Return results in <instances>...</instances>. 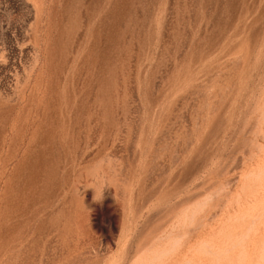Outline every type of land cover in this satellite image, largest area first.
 Returning <instances> with one entry per match:
<instances>
[{"label": "rangeland", "instance_id": "rangeland-1", "mask_svg": "<svg viewBox=\"0 0 264 264\" xmlns=\"http://www.w3.org/2000/svg\"><path fill=\"white\" fill-rule=\"evenodd\" d=\"M116 2L0 0V264H264V0Z\"/></svg>", "mask_w": 264, "mask_h": 264}, {"label": "bare ground", "instance_id": "bare-ground-1", "mask_svg": "<svg viewBox=\"0 0 264 264\" xmlns=\"http://www.w3.org/2000/svg\"><path fill=\"white\" fill-rule=\"evenodd\" d=\"M116 1H118L119 2V0H116ZM118 2H116V4L118 3ZM55 3H57V2H55ZM86 3V2H85ZM54 4V3H53ZM56 5V4H55ZM49 6V5H48ZM50 6H52L51 4H50ZM114 6H116V5H114ZM118 6V5H117ZM53 7V6H52ZM51 7V8H52ZM85 7V6H84ZM32 8V7H31ZM55 8H57L56 6H55ZM54 8V9H55ZM64 8V7H63ZM65 9V8H64ZM87 9V8H86ZM49 10H50V8H49ZM30 11V10H29ZM38 11V10H37ZM39 12V11H38ZM51 12H53V9H52V11ZM64 12V11H63ZM115 12V11H114ZM48 13V12H47ZM54 14V13H53ZM64 15V14H63ZM65 16V15H64ZM117 17V16H116ZM55 18V17H54ZM59 18V17H58ZM63 19V18H62ZM102 19V21H103V18H101ZM101 19H100V21H101ZM106 19V18H105ZM108 19H106V21H107ZM117 20V19H116ZM101 21V22H102ZM105 21V22H106ZM110 21H111V19H110ZM115 21V20H114ZM40 21H39V16H38V13H37V18H36V21H35V24L30 28V34L28 33V34H26V36L24 35V36H22V37H26V38H24V39H27V40H29V41H33V43L35 42V41H39V37H38V31H39V29H40V23H39ZM99 22V21H98ZM97 22V23H98ZM117 22V21H116ZM30 23V22H29ZM53 23H54V20H53ZM58 23H60V22H58ZM58 23H57V25H58ZM47 24V23H46ZM60 24H62V23H60ZM59 24V25H60ZM105 24V23H104ZM107 24V23H106ZM45 25V24H44ZM52 25V24H51ZM98 25H100V23L98 24ZM113 25V24H112ZM95 26H97V25H95ZM52 27V26H51ZM102 28V27H101ZM54 29V28H53ZM47 30V29H46ZM102 30V29H101ZM19 31V30H18ZM51 31H52V28H51ZM103 31V30H102ZM19 33V32H18ZM20 33H22V32H20ZM19 33V34H20ZM47 33V32H46ZM52 33H53V31H52ZM51 33V34H52ZM55 33H57V35H58V32H55ZM51 34L49 33V35L51 36ZM16 35V34H15ZM49 35H48V37H49ZM55 35V34H54ZM53 35V36H54ZM17 36V35H16ZM12 37V36H11ZM10 37V38H11ZM15 37V36H14ZM13 37V38H14ZM42 37V36H41ZM47 37V38H48ZM9 38V37H8ZM19 38V37H18ZM21 38V37H20ZM16 39H17V37H16ZM50 39V38H49ZM54 39V38H53ZM57 38H55V40H56ZM14 40V39H13ZM18 40V39H17ZM26 40V41H27ZM52 40V39H51ZM11 41V40H10ZM15 42L14 43H16V44H13L14 45V48H16V49H19L18 48V42L16 41V40H14ZM19 41V40H18ZM23 41V40H22ZM21 40L19 41V42H22ZM46 41H47V39H46ZM53 41V40H52ZM9 42V41H8ZM25 42V41H24ZM45 42V41H44ZM44 42H43V44H44ZM42 43V42H41ZM50 43V42H49ZM21 44V43H20ZM51 44V43H50ZM49 44V45H50ZM53 44V43H52ZM11 45V44H10ZM12 45V46H13ZM48 45V44H47ZM33 46V45H32ZM35 46V45H34ZM52 46V45H51ZM55 46V45H54ZM9 47V46H8ZM44 47V46H43ZM57 47V46H56ZM13 47H11V49H12ZM29 48V47H28ZM49 48V47H48ZM10 49V48H9ZM9 49H8V51H9ZM47 49V48H46ZM54 49V48H53ZM24 50V49H23ZM36 50V49H35ZM50 50V49H49ZM18 51H20V50H18ZM22 51V50H21ZM24 51H26V50H24ZM31 51H32V49H31ZM46 51V50H45ZM44 51V52H45ZM57 51V50H56ZM11 52V51H10ZM52 52H54V51H52ZM34 54H35V52H33ZM46 53V52H45ZM44 53V54H45ZM58 53V52H57ZM20 54L22 55V53L20 52ZM41 54V53H40ZM48 54V53H47ZM50 54V53H49ZM48 54V55H49ZM52 54V53H51ZM51 54H50V56H51ZM55 54V53H54ZM101 54H102V52H101ZM20 55V56H21ZM37 55V54H36ZM57 55V54H56ZM19 56V57H20ZM38 56V55H37ZM55 56V55H54ZM11 57V56H10ZM14 57V56H13ZM32 57H34V56H32ZM31 57V58H32ZM39 57V56H38ZM48 57V56H47ZM47 57L45 58L44 57V59H47ZM56 57V56H55ZM59 57H60V55H59ZM100 57V56H99ZM23 58H25V57H23ZM50 58V57H49ZM51 58H52V56H51ZM57 58V57H56ZM62 58V57H61ZM7 59V58H6ZM10 59V58H9ZM11 59H13L12 57H11ZM20 59V58H19ZM19 59L17 60V61H19ZM28 59H29V57H28ZM36 59V58H35ZM42 59V58H41ZM43 59V60H44ZM15 60V61H16ZM39 60V59H38ZM47 60H49V59H47ZM53 60V59H52ZM13 61V60H12ZM51 61V60H50ZM98 61H99V59H98ZM97 61V62H98ZM9 62V61H8ZM32 62V61H31ZM57 62V61H56ZM60 62H62V61H60ZM66 62V61H65ZM16 63V62H15ZM26 63V62H25ZM29 63V62H28ZM35 63H37V60L35 61ZM40 63V62H39ZM46 63V62H45ZM50 63H52V62H50ZM55 63V62H54ZM53 63V65H55ZM59 63V62H58ZM99 63H100V61H99ZM98 63V64H99ZM7 64V63H6ZM5 64V65H6ZM18 64V63H17ZM68 64V63H67ZM97 64V65H98ZM9 65V64H8ZM12 65V64H11ZM19 65H21V64H19ZM24 65V64H23ZM29 65V64H28ZM36 65L37 64H35L34 66H33V68H32V70H29V73L28 74H26L25 73V71H23L24 69H21V68H19V67H21V66H16V79H14V80H16L17 82H18V84L20 85L19 86V90H20V92H19V94L17 95V104H15V105H20V100H21V102H23V103H25L26 101H28L29 102V99L31 100V105H38V101H40L39 100V97L41 96L40 95V91H41V88H40V86H39V81L37 82V77H36V75H35V69H36ZM50 65V64H49ZM59 65H62L61 63L60 64H58V66ZM10 66V65H9ZM63 66V65H62ZM99 66V65H98ZM37 67H39V66H37ZM54 67V66H53ZM61 67V66H60ZM60 67H58V68H60ZM13 68V67H12ZM11 68V69H12ZM55 68H56V65H55ZM96 68H98V67H96ZM14 69V70H15ZM29 69V68H28ZM39 69V68H38ZM41 69H42V67H41ZM47 69V68H46ZM54 69V68H53ZM6 71V70H5ZM42 71V70H41ZM46 71V70H45ZM44 71V72H45ZM8 72V71H7ZM15 72V71H14ZM36 72H37V70H36ZM38 72H40V71H38ZM13 73V72H12ZM6 74V73H5ZM36 74H38V73H36ZM96 74V73H95ZM10 75V74H9ZM12 75V74H11ZM15 75V74H14ZM41 76V75H40ZM43 76V75H42ZM2 78V77H1ZM9 78V77H8ZM10 78H11V76H10ZM40 78V77H39ZM98 79V78H97ZM100 79V78H99ZM103 79V78H102ZM14 80H12L11 82H13ZM43 81V80H42ZM44 82V81H43ZM45 83V82H44ZM43 83V84H44ZM51 83V82H50ZM40 84H41V82H40ZM47 86V85H46ZM13 87V86H12ZM101 87V86H100ZM100 87H99V89H100ZM96 88V87H95ZM12 89V88H11ZM10 89V90H11ZM14 89V88H13ZM43 89H44V87H43ZM47 89L49 90V88L47 87ZM52 89V88H51ZM9 91V90H8ZM45 91V90H44ZM50 91V90H49ZM52 91V90H51ZM89 91V90H88ZM100 91V90H99ZM98 91V92H99ZM10 92V91H9ZM47 92V91H46ZM91 92H92V90H91ZM6 94V93H5ZM43 95V94H42ZM46 95V94H45ZM47 96V95H46ZM90 95H88V98H90L89 97ZM0 97H1V92H0ZM41 98V97H40ZM42 98H43V96H42ZM46 98V97H45ZM1 99V98H0ZM7 99V98H6ZM42 100H44V99H42ZM97 100V99H96ZM3 101V100H2ZM44 102H45V100H44ZM87 103H89V102H87ZM4 104V103H3ZM14 105V106H15ZM30 105V104H29ZM42 105V104H41ZM94 105V104H93ZM3 106V105H2ZM13 106V105H12ZM28 106V105H27ZM26 106V107H27ZM0 107H1V102H0ZM4 108V110H7V109H5L6 108V106H3ZM10 107V106H9ZM39 107V106H38ZM10 108H12V107H10ZM9 108V109H10ZM22 108V107H21ZM25 108V107H24ZM42 108V107H41ZM96 108V107H95ZM95 108H94V110H95ZM8 109V110H9ZM13 109V108H12ZM16 109V108H15ZM86 109V108H85ZM97 109V108H96ZM21 110V109H20ZM31 110V109H30ZM32 110H34V109H32ZM3 111V110H2ZM27 111H29V108H28V110ZM34 111H36V113H34V115H33V122L34 123H32L33 125H34V127H33V134H32V136H33V138H35V145H34V147L36 148V149H38L39 150V148H38V146H37V144H38V142H40V141H38L39 140V135H38V131L40 130L39 129V125H41V124H38V122L40 123L41 121L39 120V117H38V115H39V113H38V109L36 110H34ZM41 111V110H40ZM100 111V110H99ZM15 112V111H14ZM31 112V111H30ZM86 112H88V111H86ZM97 112H98V110H97ZM96 112V115L98 114ZM1 113V112H0ZM16 113V112H15ZM28 113V114H27ZM26 114L27 115H29L30 113L29 112H27ZM32 113V114H33ZM95 113V112H94ZM19 114H20V112H19ZM100 114V113H99ZM96 115H94V116H96ZM101 115V114H100ZM15 117V116H14ZM17 117V116H16ZM42 117V116H41ZM97 117V116H96ZM20 118V117H19ZM18 118V119H19ZM28 118V117H27ZM31 118V117H30ZM98 118H99V115H98ZM98 118H96V120L98 119ZM100 118H102L101 116H100ZM17 119V120H18ZM94 119H95V117H94ZM16 120V119H15ZM30 120V119H29ZM101 120V119H100ZM90 121H92V120H90ZM94 121V120H93ZM99 121V120H98ZM19 122H21V121H18V123ZM29 122V121H28ZM14 123V122H13ZM93 123V122H92ZM100 123V122H99ZM15 124H17V123H15ZM15 124H13V125H15ZM96 124V123H95ZM31 125V124H30ZM28 125H26V127H27ZM26 127H24V128H26ZM39 129V130H38ZM27 130H28V128H27ZM12 131V130H11ZM13 132V131H12ZM41 132V131H40ZM27 133V132H26ZM30 135H31V133H29ZM28 134V135H29ZM24 135H25V131H24ZM32 136H31V138H32ZM39 136V137H38ZM33 138H32V140H33ZM30 142H32V141H30ZM30 142H29V144H30ZM31 145V144H30ZM31 147V146H30ZM33 148V147H32ZM36 151V150H35ZM33 152V151H32ZM35 152H33L32 154H34ZM37 153V152H36ZM38 154V153H37ZM35 157V156H34ZM36 158V157H35ZM36 160H38V158L36 159ZM39 161V160H38ZM35 162V161H34ZM39 167V166H38ZM37 171H38V169H37ZM38 174V173H37ZM38 176V175H37ZM36 176V177H37ZM39 177V176H38ZM37 186V185H36ZM3 194V193H2ZM3 197V196H2ZM8 197V196H7ZM9 198V197H8ZM7 198V199H8ZM3 199V198H2ZM7 199H6V201H7ZM10 202V201H9ZM11 203V202H10ZM3 204V203H2ZM5 204V203H4ZM9 204V203H8ZM20 204H18V206H19ZM5 207H8V205L7 206H5ZM21 207V206H20ZM8 209H9V207H8ZM21 210V209H20ZM7 211V210H6ZM18 211V210H17ZM13 212V211H12ZM19 212V211H18ZM8 213H9V210H8ZM19 213H21V212H19ZM18 214V213H17ZM4 215V214H3ZM2 215V216H3ZM11 217H13L12 215H14V217H15V215H16V212H15V214H13L12 213V215H11V213L9 214ZM21 215V214H20ZM9 216V217H10ZM17 216V215H16ZM1 217V216H0ZM8 217V218H9ZM10 217V218H11ZM4 219H6V218H4Z\"/></svg>", "mask_w": 264, "mask_h": 264}]
</instances>
